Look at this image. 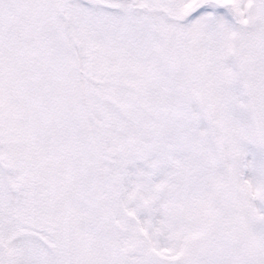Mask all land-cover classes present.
Here are the masks:
<instances>
[{"label":"snow or ice","instance_id":"snow-or-ice-1","mask_svg":"<svg viewBox=\"0 0 264 264\" xmlns=\"http://www.w3.org/2000/svg\"><path fill=\"white\" fill-rule=\"evenodd\" d=\"M0 264H264V0H0Z\"/></svg>","mask_w":264,"mask_h":264}]
</instances>
